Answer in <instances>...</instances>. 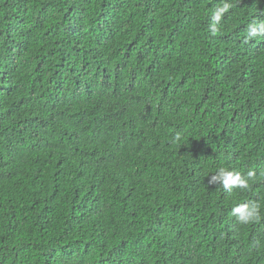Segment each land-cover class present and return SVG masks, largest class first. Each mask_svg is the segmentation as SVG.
I'll use <instances>...</instances> for the list:
<instances>
[{
    "label": "trees",
    "instance_id": "obj_1",
    "mask_svg": "<svg viewBox=\"0 0 264 264\" xmlns=\"http://www.w3.org/2000/svg\"><path fill=\"white\" fill-rule=\"evenodd\" d=\"M260 22L264 0H0V264H264Z\"/></svg>",
    "mask_w": 264,
    "mask_h": 264
},
{
    "label": "clouds",
    "instance_id": "obj_2",
    "mask_svg": "<svg viewBox=\"0 0 264 264\" xmlns=\"http://www.w3.org/2000/svg\"><path fill=\"white\" fill-rule=\"evenodd\" d=\"M230 4L224 2L222 6L217 7L211 13V22L209 24V31L215 34L220 26L222 17L228 12ZM264 36V22L259 24L253 23L248 25L245 30V42L251 41L255 38ZM254 176L252 171H249L246 176H242L239 171L228 170L220 168L216 175L211 177L210 184L219 183L226 191H231L232 188L247 189L249 187V180ZM231 215L236 218L237 222L242 225H247L259 218V209L256 204H239L232 208Z\"/></svg>",
    "mask_w": 264,
    "mask_h": 264
}]
</instances>
